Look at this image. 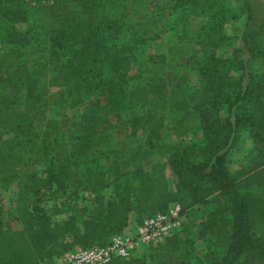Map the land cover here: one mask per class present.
I'll return each instance as SVG.
<instances>
[{"label": "trees", "instance_id": "obj_1", "mask_svg": "<svg viewBox=\"0 0 264 264\" xmlns=\"http://www.w3.org/2000/svg\"><path fill=\"white\" fill-rule=\"evenodd\" d=\"M168 1L180 12V21L186 13L198 15L199 1L204 3L202 13L222 0ZM123 5V0H37L29 16L22 0H0V29L5 25L7 31L3 38L17 46L0 53V126L10 132L0 136V188H16L12 213L6 220L0 216V264H56L74 246L106 245L129 227L133 216L140 223L145 212H165L174 201L184 212L191 211L203 182L226 197L231 214L226 248L215 260L207 253L208 264H245L264 257V238L252 231L246 198L227 167V154L236 145L239 131H249L264 143V92L253 68L256 60L264 65V47L257 43L264 35V14L255 17L230 56L226 52L231 37L208 22L204 41L198 43L200 53L187 43H177L168 47L164 61L152 66V76L158 79L155 87H163L161 70L186 55L196 74L191 114L208 151L201 158L180 148L171 151L168 163L178 178L172 190L163 163H154L148 171L142 168L148 144L144 123L165 107L147 96L139 102L137 83L131 92L125 90V71L135 53L121 41ZM29 38L42 42L32 45L30 54L35 58L30 67L19 48ZM236 67L240 75L228 84L229 73ZM51 87L65 88L63 102L69 109L95 94L103 95L106 102L99 112L76 123L79 132L69 135L73 142L64 155L56 152L48 157L31 128L35 105ZM21 96L26 97L23 111L17 108ZM144 103L148 104L145 109ZM172 104L181 107L186 102ZM106 112L130 125V140L94 153L95 145L105 138L97 128ZM174 130L183 132L178 127ZM40 162L42 173L34 169ZM54 164L62 168L56 170ZM127 168L132 169L130 179H114ZM82 191L95 193L89 206L83 203ZM182 249L183 241L173 234L146 247L137 258L115 257L104 264H182L172 256Z\"/></svg>", "mask_w": 264, "mask_h": 264}, {"label": "rangeland", "instance_id": "obj_2", "mask_svg": "<svg viewBox=\"0 0 264 264\" xmlns=\"http://www.w3.org/2000/svg\"><path fill=\"white\" fill-rule=\"evenodd\" d=\"M124 14L121 41L128 43L135 53L125 71L127 84L125 90L131 92L137 83L139 102L144 96L154 102L164 105L155 115L144 123V138L148 141L142 161V168L148 171L151 166L160 162L165 165L170 189L175 190L178 178L171 169L168 158L176 148L182 149L195 158L204 156L208 149L198 127V121L192 117V107L196 103V93L192 86L196 85V74L191 66L188 55L178 61H173L164 68L159 76L163 87H155L158 79L152 76V66L167 57V49L177 43H187L196 53L204 41V32L208 22L219 25L221 31L231 37V47L226 55L230 56L234 47L242 43V37L248 32L255 17L264 14V0H222L200 13L204 6L202 1L196 4L198 15L186 13L178 21L180 12L168 0H123ZM27 13L31 16L37 0H22ZM208 15L211 17H208ZM174 26L171 28V26ZM24 29V24H16ZM6 26L0 29V53L17 47L5 43L3 35ZM182 39L178 42V36ZM27 45L19 47L26 65L30 67L35 58L30 54L32 45L42 43L40 39L29 38ZM264 47V35L258 40ZM39 55V54H38ZM253 68L258 72V81L264 92V65L256 60ZM240 72L237 67L229 73L228 84L234 83ZM64 87H51L49 92L40 98L32 112L33 122L31 132L43 142L46 156L52 157L56 152L64 155L72 144L71 133H78L80 127L76 123L94 112H99L105 105L103 95L95 94L84 98L83 102L73 109L64 105ZM195 93V94H194ZM146 98V97H145ZM176 102L185 101L179 107ZM26 97L21 96L17 108L24 110ZM147 103V102H145ZM144 103V104H145ZM148 104H145L144 109ZM264 106V102H263ZM178 127L183 132H175ZM98 135L105 136L95 145L94 153L106 147H121L130 140L131 127L124 119L113 112L101 116L97 128ZM10 132L0 126V136H9ZM107 141V143H103ZM192 160V158H190ZM227 167L237 181L246 198L249 213V225L252 231L264 238V143L253 138L249 131H239L236 134V145L227 154ZM43 162L37 163L34 169L43 172ZM62 168L54 164V169ZM132 169L127 168L114 176V179L125 181L130 179ZM199 198L185 212L178 226V237L183 241V249L173 253L177 263L208 264L207 253H212L214 260L224 252L231 230L230 205L226 197L208 182L201 183ZM16 197L14 185L8 189L0 188V216L6 220L12 213ZM245 264H264V257H257L253 262Z\"/></svg>", "mask_w": 264, "mask_h": 264}, {"label": "built area", "instance_id": "obj_3", "mask_svg": "<svg viewBox=\"0 0 264 264\" xmlns=\"http://www.w3.org/2000/svg\"><path fill=\"white\" fill-rule=\"evenodd\" d=\"M79 194L87 206L91 204L89 199L95 196V193L87 191ZM184 215L181 204L176 201L171 202L165 212L147 211L141 216L140 223H136L135 229L128 227L122 233L113 235L104 246H74L56 264H104L115 257L137 258L144 247L162 243L166 237L176 234Z\"/></svg>", "mask_w": 264, "mask_h": 264}, {"label": "crops", "instance_id": "obj_4", "mask_svg": "<svg viewBox=\"0 0 264 264\" xmlns=\"http://www.w3.org/2000/svg\"><path fill=\"white\" fill-rule=\"evenodd\" d=\"M136 218L133 216L132 218H131V221H130V223H129V228H131V229H135V227H136ZM146 247H144L143 248V250L145 249Z\"/></svg>", "mask_w": 264, "mask_h": 264}]
</instances>
